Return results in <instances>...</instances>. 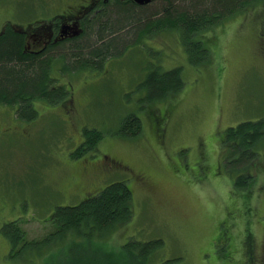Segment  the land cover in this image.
<instances>
[{
    "label": "rangeland",
    "instance_id": "rangeland-1",
    "mask_svg": "<svg viewBox=\"0 0 264 264\" xmlns=\"http://www.w3.org/2000/svg\"><path fill=\"white\" fill-rule=\"evenodd\" d=\"M43 1L0 0V30L7 19L44 17ZM201 40L206 49L193 53L192 63L178 31L137 43L130 33L126 55L113 56L102 69L69 67L65 74L56 62L52 77L70 90L69 104L37 101L39 116L29 122L17 119V107L0 105V264H144L137 253L122 249L130 240H162L147 264H250L249 234L257 264H264V147L255 181L248 191L236 192L234 178L223 169L220 143L229 127L264 119V3L226 18ZM176 68L181 91L150 101L140 84L151 71ZM130 115L140 118L141 131L119 134ZM85 129L104 137L72 157ZM105 155L131 171L98 169ZM86 170L92 172L82 176ZM132 171L145 179L135 180ZM118 181L133 192L128 224L103 238L79 237L77 246L61 254H52L59 249L52 246L10 258L4 224L16 221L28 240L43 239L54 231L58 206H76L86 191L97 194Z\"/></svg>",
    "mask_w": 264,
    "mask_h": 264
},
{
    "label": "trees",
    "instance_id": "trees-1",
    "mask_svg": "<svg viewBox=\"0 0 264 264\" xmlns=\"http://www.w3.org/2000/svg\"><path fill=\"white\" fill-rule=\"evenodd\" d=\"M259 2L264 3V0H162L154 5V11L150 10L151 7L144 10L128 6L125 15L122 9H114L111 18L105 20L100 29L93 28L87 38L61 46L58 51L64 55L63 60L24 55L22 38L7 27L6 33L0 35V105L17 107V119L29 122L39 116L34 106L37 101L51 105L69 104L70 90L65 86L56 85L53 80L55 64L61 63L65 74L69 67L74 71L102 69L108 61V55H116L125 48L126 37L130 33L132 39H136L134 43H137L141 38L158 32L178 31L192 61L193 53L206 49L204 41L201 40L203 32ZM140 86L148 89L150 101L165 100L183 88L181 68L162 73L151 71ZM141 129L140 118L130 115L124 119L118 133L124 136L137 135ZM84 134L85 142L74 153L75 158L82 156L87 150L94 149L104 137V134L96 129H85ZM220 143L224 153L222 154L225 156L223 166L234 178V190L248 191L256 179L254 170L260 168V150L264 147V119L245 121L235 127H229L220 135ZM133 203V192L129 184L118 181L107 185L98 194L84 199L76 206H58L51 218L54 231L43 239L28 240L18 222L6 223L2 227V233L11 244L9 256L15 260L23 252L41 254L52 246L59 248L52 250V254H61L69 246H77L76 239L79 237L109 236L132 220ZM162 245V240L144 243L130 240L122 249L137 253L138 259L147 264L151 254ZM246 246L250 253V264H254V260L250 259L253 252L250 234L246 238Z\"/></svg>",
    "mask_w": 264,
    "mask_h": 264
},
{
    "label": "flooded vegetation",
    "instance_id": "flooded-vegetation-1",
    "mask_svg": "<svg viewBox=\"0 0 264 264\" xmlns=\"http://www.w3.org/2000/svg\"><path fill=\"white\" fill-rule=\"evenodd\" d=\"M161 1L142 0V3H140L138 0H44V13H46L44 17L35 18L25 23L7 19L0 30V35H4L7 31L6 28L10 27L13 33L22 38V53L24 55L29 57L46 56L49 60H63L64 55L58 51L61 46L70 44L74 40L87 38L93 28L100 29L101 24L111 18V13L114 9L118 11L122 9L126 15V7L128 6L144 9L157 5ZM125 51L122 49L116 55H126ZM113 56L115 54H110L106 59L110 60ZM84 142L85 139L80 147ZM97 163H102L98 169L106 172L109 168L128 169L131 171L126 164L108 155H105L103 160ZM91 172L92 170H86L84 175H81L89 176ZM133 173L135 180L143 181L145 179L142 174ZM95 195L91 191L90 193L86 191L84 199ZM252 249L253 252L250 259H253L254 264H257L259 258L254 252V240Z\"/></svg>",
    "mask_w": 264,
    "mask_h": 264
},
{
    "label": "water",
    "instance_id": "water-1",
    "mask_svg": "<svg viewBox=\"0 0 264 264\" xmlns=\"http://www.w3.org/2000/svg\"><path fill=\"white\" fill-rule=\"evenodd\" d=\"M138 2L142 3V0H138Z\"/></svg>",
    "mask_w": 264,
    "mask_h": 264
}]
</instances>
